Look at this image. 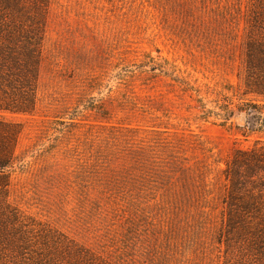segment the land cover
Masks as SVG:
<instances>
[{"label": "rangeland", "instance_id": "obj_1", "mask_svg": "<svg viewBox=\"0 0 264 264\" xmlns=\"http://www.w3.org/2000/svg\"><path fill=\"white\" fill-rule=\"evenodd\" d=\"M253 4L0 0L39 26L42 48L35 109L0 113L20 127L6 232L33 247L49 232L114 264H264V224L228 227L222 174L264 134L244 132L243 114L200 119L196 101H236Z\"/></svg>", "mask_w": 264, "mask_h": 264}, {"label": "trees", "instance_id": "obj_2", "mask_svg": "<svg viewBox=\"0 0 264 264\" xmlns=\"http://www.w3.org/2000/svg\"><path fill=\"white\" fill-rule=\"evenodd\" d=\"M23 24L13 13L0 11V113L31 114L35 109L41 35L37 24ZM239 48L237 77L241 91L239 88L236 101L223 96V103L207 108L203 98L197 97L198 117L206 120L213 115L227 121L243 114L244 132L264 134V0H254L246 10ZM172 79L183 91L199 95V89L186 79ZM19 132V124L0 119V203L10 186ZM222 174L227 188L223 203L228 227L259 230L264 224V139L255 140L250 149L235 150ZM0 227V246L7 245L0 249V264H114L94 257L64 237H50L49 232L41 235L40 246L33 247L32 238L25 232L9 229L10 235L7 225L0 223Z\"/></svg>", "mask_w": 264, "mask_h": 264}]
</instances>
